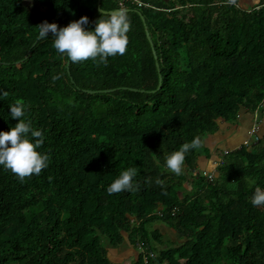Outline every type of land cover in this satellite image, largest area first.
<instances>
[{
  "label": "trees",
  "instance_id": "trees-1",
  "mask_svg": "<svg viewBox=\"0 0 264 264\" xmlns=\"http://www.w3.org/2000/svg\"><path fill=\"white\" fill-rule=\"evenodd\" d=\"M101 9L131 21L126 52L107 64L69 62L38 35L44 21L83 16L92 29ZM0 91V131L19 122L8 105L23 104L50 157L23 178L0 166V264H117L108 247L126 240L138 252L128 264H264V205L251 203L264 189V2L0 0ZM242 110L257 130L215 166L203 143L180 175L165 167V154ZM129 166L138 190L108 194Z\"/></svg>",
  "mask_w": 264,
  "mask_h": 264
},
{
  "label": "clouds",
  "instance_id": "clouds-1",
  "mask_svg": "<svg viewBox=\"0 0 264 264\" xmlns=\"http://www.w3.org/2000/svg\"><path fill=\"white\" fill-rule=\"evenodd\" d=\"M102 13H105L101 9ZM94 28L85 26L89 18L83 16L59 27L56 23L42 22L39 27V37L48 38L52 34L53 46L56 51L68 58L69 62H80L92 59L98 63L107 64L108 57L123 55L127 50L129 38L127 33L131 27L130 18L124 10L106 13L94 22ZM59 77H54L58 79ZM0 95L7 96L6 91ZM70 102V101H69ZM10 116L18 118V123L9 131H0V166L10 169L23 178L31 174H39L49 166L50 157L47 153L38 151L44 143L41 129L33 127L30 119H25V106L19 102L8 105ZM204 141L200 135H195L190 141H185L178 149L165 154L164 165L173 173H182L186 154L199 149ZM137 168L129 166L120 171L119 175L106 187L108 194L121 191H136L138 183L134 180ZM157 184L163 182L157 178ZM251 203L254 206L264 205V189L256 187Z\"/></svg>",
  "mask_w": 264,
  "mask_h": 264
},
{
  "label": "rangeland",
  "instance_id": "rangeland-1",
  "mask_svg": "<svg viewBox=\"0 0 264 264\" xmlns=\"http://www.w3.org/2000/svg\"><path fill=\"white\" fill-rule=\"evenodd\" d=\"M261 2H264V0H238V3L243 8H250L255 6L256 4H259ZM255 125L258 126V132L259 135L264 134V118L260 119L257 118L255 120ZM249 122L247 118L238 120V123L236 125H230L231 127H228L224 130V132H219L215 135H208L205 138L204 141V148H209L212 151V159L209 161L211 164L215 166V162L217 157V151L221 152L222 150H230L231 148H234L237 146V144L242 143L245 138H248V130H249ZM253 125V123H252ZM249 134L251 135V130L249 131ZM252 137V136H251ZM249 138L248 141L252 142L257 139L256 136L253 138ZM203 148V149H204ZM200 158V166L202 164L203 167L201 169L207 170V168L211 167L208 166L209 162H207V166H205L204 162V154ZM213 160V161H212ZM155 228H159L162 230V232L166 235H168L169 238H171L173 241H177L178 237L173 232L174 230H170L165 224H156ZM109 248V257L113 262H116L117 264H128L130 263L138 254L137 250L129 243L128 240L124 242V244L121 247H108Z\"/></svg>",
  "mask_w": 264,
  "mask_h": 264
},
{
  "label": "crops",
  "instance_id": "crops-1",
  "mask_svg": "<svg viewBox=\"0 0 264 264\" xmlns=\"http://www.w3.org/2000/svg\"><path fill=\"white\" fill-rule=\"evenodd\" d=\"M244 118H247V120H248V122H249V130H248V135H249V131H250V129H251V127H252V123H253V119H254V117H253V115L251 114V113H248L247 111H245V110H242L241 111V113H240V117H239V120H241V119H244ZM246 139V138H245ZM226 150V149H225Z\"/></svg>",
  "mask_w": 264,
  "mask_h": 264
},
{
  "label": "water",
  "instance_id": "water-1",
  "mask_svg": "<svg viewBox=\"0 0 264 264\" xmlns=\"http://www.w3.org/2000/svg\"><path fill=\"white\" fill-rule=\"evenodd\" d=\"M100 4H101V0H98V6H99V9H100ZM121 10H122V9H121ZM116 11H119V10L109 11V12L104 11V12H105V13H112V12H116ZM147 34H148V39H149V41L151 42V45H152V47H153L152 39H151L149 33H147ZM153 52H154V54L156 55V51L154 50V47H153ZM157 65H158V64H157ZM67 66H68V69H69V62H68V64H67ZM158 68H159V65H158Z\"/></svg>",
  "mask_w": 264,
  "mask_h": 264
},
{
  "label": "built area",
  "instance_id": "built-area-1",
  "mask_svg": "<svg viewBox=\"0 0 264 264\" xmlns=\"http://www.w3.org/2000/svg\"><path fill=\"white\" fill-rule=\"evenodd\" d=\"M123 1L126 2V1H129V0H123ZM140 4H141V3H140ZM256 130H257V127L254 126L253 129H252V131H251V134L254 135L255 132H256ZM212 177H213V175H210V179H211Z\"/></svg>",
  "mask_w": 264,
  "mask_h": 264
}]
</instances>
